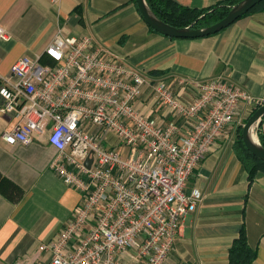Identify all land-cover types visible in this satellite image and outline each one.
<instances>
[{"label":"built area","instance_id":"obj_1","mask_svg":"<svg viewBox=\"0 0 264 264\" xmlns=\"http://www.w3.org/2000/svg\"><path fill=\"white\" fill-rule=\"evenodd\" d=\"M243 103L254 100L222 76L149 78L90 36L60 29L40 55L17 58L0 77V114L16 119L0 137L29 144L48 132L51 167L79 192L55 238L38 245L48 255L37 264H166L200 198L185 191L188 177Z\"/></svg>","mask_w":264,"mask_h":264},{"label":"crops","instance_id":"obj_2","mask_svg":"<svg viewBox=\"0 0 264 264\" xmlns=\"http://www.w3.org/2000/svg\"><path fill=\"white\" fill-rule=\"evenodd\" d=\"M175 1L204 8L220 0ZM0 27L8 34L0 38V77L17 58L40 55L60 29L64 35L90 36L149 78L222 76L245 90L254 103L242 104L188 177L185 191L198 189L200 198L181 218L166 264H230L229 248L242 226L255 251L251 264H264V172L250 181L233 149L238 126L264 103V12L242 16L211 35L172 38L151 30L135 0H0ZM15 122L0 114V134ZM47 134L29 144L11 145L0 137V185L6 179L16 186L14 200L0 191V264L45 260L48 253L38 245L55 238L79 201V192L51 167L57 150ZM115 142L111 136L103 144Z\"/></svg>","mask_w":264,"mask_h":264},{"label":"trees","instance_id":"obj_3","mask_svg":"<svg viewBox=\"0 0 264 264\" xmlns=\"http://www.w3.org/2000/svg\"><path fill=\"white\" fill-rule=\"evenodd\" d=\"M239 0H220L211 6L204 8L190 7L182 5L175 0H146L148 6L153 13L162 21L176 26H191V27H204L220 20L230 9V7ZM255 11L264 12V0H261L254 7L248 10L242 16ZM241 16V17H242ZM240 18V17H239ZM151 30H153L151 28ZM261 103H257L247 117L255 110ZM246 117V118H247ZM245 118V120H246ZM244 120V122H245ZM242 125L238 126L236 132V138L233 142V149L235 154L241 161L242 165L248 173L249 180L251 181L258 171L264 172V160L257 158L252 155L244 146L241 136ZM257 137L261 145L264 147V115L261 117L257 129ZM4 179V178H3ZM7 184L4 186L0 185V191L13 199V192L16 190V186L6 179ZM229 263L230 264H251L254 257L255 251L249 247L245 230L242 226L238 236L233 240L229 248Z\"/></svg>","mask_w":264,"mask_h":264},{"label":"water","instance_id":"obj_4","mask_svg":"<svg viewBox=\"0 0 264 264\" xmlns=\"http://www.w3.org/2000/svg\"><path fill=\"white\" fill-rule=\"evenodd\" d=\"M261 0H239L233 4L228 12L218 21L204 26L176 27L159 19L148 6L146 0H135L137 8L147 25L154 31L172 38H196L211 35L221 31L235 20L245 14ZM264 115V103L260 104L246 118L242 124L241 136L246 149L257 158L264 160V147L258 140L257 129L261 117ZM254 135V136H253ZM92 161L91 157H87L84 164L89 167Z\"/></svg>","mask_w":264,"mask_h":264},{"label":"rangeland","instance_id":"obj_5","mask_svg":"<svg viewBox=\"0 0 264 264\" xmlns=\"http://www.w3.org/2000/svg\"><path fill=\"white\" fill-rule=\"evenodd\" d=\"M244 123V122H243ZM104 147H107L105 144H103ZM118 150L123 154L126 155L128 154V151H130V148H128L127 146H122L121 148H118Z\"/></svg>","mask_w":264,"mask_h":264},{"label":"bare ground","instance_id":"obj_6","mask_svg":"<svg viewBox=\"0 0 264 264\" xmlns=\"http://www.w3.org/2000/svg\"><path fill=\"white\" fill-rule=\"evenodd\" d=\"M254 136V135H253Z\"/></svg>","mask_w":264,"mask_h":264}]
</instances>
